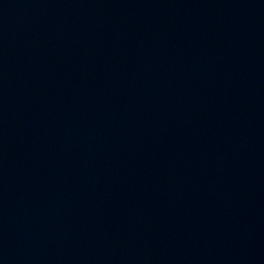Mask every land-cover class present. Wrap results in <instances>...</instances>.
Masks as SVG:
<instances>
[{
	"label": "water",
	"instance_id": "95a60500",
	"mask_svg": "<svg viewBox=\"0 0 264 264\" xmlns=\"http://www.w3.org/2000/svg\"><path fill=\"white\" fill-rule=\"evenodd\" d=\"M0 264H264V0H0Z\"/></svg>",
	"mask_w": 264,
	"mask_h": 264
}]
</instances>
